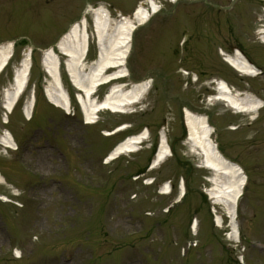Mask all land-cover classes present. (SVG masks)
I'll return each instance as SVG.
<instances>
[{
    "label": "rangeland",
    "instance_id": "rangeland-1",
    "mask_svg": "<svg viewBox=\"0 0 264 264\" xmlns=\"http://www.w3.org/2000/svg\"><path fill=\"white\" fill-rule=\"evenodd\" d=\"M138 1L0 0V43L12 40L18 49L0 77V176L11 182L0 180V193L21 205L0 202V264H264V74L242 76L219 55L243 49L264 69V46L256 34L264 25V1L237 0L223 11L208 9L203 0H156L161 12L135 31L127 60L130 77L124 80L125 91L131 81L142 79L149 80L150 87L139 103L120 108L124 113L100 111L97 123H85L93 97L102 99L109 86L99 87L81 109L78 105L80 116L72 110L65 113L45 97L52 85L62 97L68 96L64 85L78 104L81 93L76 87L87 89L89 57L71 69L78 72L76 84L63 64L67 59L60 53L46 54L62 33L84 19L93 56L99 14L107 24H115L121 14L132 15ZM206 1L219 6L232 2ZM27 44L32 49L29 81L36 91L41 88L31 121L21 103L7 118L1 106L3 88ZM185 72L193 74L191 85ZM217 79L235 93L255 95L263 107L244 114L210 103ZM184 109L208 115L225 155L250 178L237 213L238 237L230 236L224 207L208 200L209 172L198 166V156L185 143ZM164 121L175 152L150 170L151 144L159 142ZM125 122L126 131L139 133L147 127L149 137L138 151L105 164L110 148L124 137H107L108 131ZM4 129L18 141L17 149L3 146ZM185 178L189 192L175 203L177 183ZM149 181L153 183L145 184ZM167 181L176 190L159 194ZM193 221L198 222L194 232ZM14 248L21 259L13 257Z\"/></svg>",
    "mask_w": 264,
    "mask_h": 264
},
{
    "label": "bare ground",
    "instance_id": "bare-ground-1",
    "mask_svg": "<svg viewBox=\"0 0 264 264\" xmlns=\"http://www.w3.org/2000/svg\"><path fill=\"white\" fill-rule=\"evenodd\" d=\"M158 10L159 7L155 0H145L136 8L131 18L120 15V20L115 24H107L103 21L102 13L99 14L101 23L99 22L98 32L102 46H100L101 50L97 59L90 65L88 73L85 75L87 81L85 85L87 88L86 94L101 83L122 76L134 31L137 27L147 23ZM82 23L83 20L73 23L55 45L58 51L68 55L67 66L73 78H76L75 75L78 74V72L72 71L73 67L81 64L85 59L86 42L82 39ZM28 50L31 52L30 49ZM29 51L23 55L20 64L14 69L12 84L3 90L2 108L7 114L13 110L23 91L21 89H24V80H27L30 70ZM51 53L53 52L50 50L46 54L50 57ZM12 55L13 42L8 41L0 44V72L5 68ZM224 60L241 75L255 76L256 74L255 68L238 51H235L233 56L225 55ZM107 68L112 69L109 74H107ZM55 87L52 85L45 92L46 98L52 105L67 111L66 98L62 97L59 90L57 88L55 90ZM148 88L149 81L134 83L128 91H125L123 87L115 88L106 94L102 102L90 103L91 106L87 108L86 118L91 120L101 110L120 111L122 107L137 103L143 99ZM215 89L217 94L209 99L210 102L225 103L234 112L251 114L256 112L262 105L261 101L251 94L237 93L233 95L223 81L216 82ZM83 103L86 105L84 96ZM31 108L32 100L28 98L23 105V112L28 115ZM183 124L186 129V144L191 152L198 156L199 166L210 171L209 176L206 178L210 184L206 190L210 203L223 206L229 216L232 215L236 197L244 183V172L240 170V167L226 161L217 152L215 144L211 140L212 129L207 119L202 115L186 110L183 113ZM164 136L165 130L163 129L160 131V144L153 160L154 167L161 164L167 156ZM146 139L147 136L144 132L128 137L114 148L108 161L120 155L136 151ZM193 227L196 228V222ZM234 235L235 225L232 224L230 236L234 238Z\"/></svg>",
    "mask_w": 264,
    "mask_h": 264
}]
</instances>
